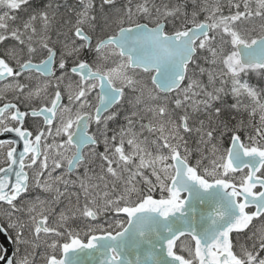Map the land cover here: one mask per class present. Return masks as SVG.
I'll return each instance as SVG.
<instances>
[{
  "label": "snow or ice",
  "instance_id": "1",
  "mask_svg": "<svg viewBox=\"0 0 264 264\" xmlns=\"http://www.w3.org/2000/svg\"><path fill=\"white\" fill-rule=\"evenodd\" d=\"M0 264H264V0H0Z\"/></svg>",
  "mask_w": 264,
  "mask_h": 264
}]
</instances>
